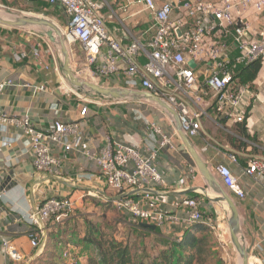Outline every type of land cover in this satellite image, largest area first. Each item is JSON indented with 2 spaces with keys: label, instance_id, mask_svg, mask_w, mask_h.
I'll return each mask as SVG.
<instances>
[{
  "label": "crops",
  "instance_id": "crops-1",
  "mask_svg": "<svg viewBox=\"0 0 264 264\" xmlns=\"http://www.w3.org/2000/svg\"><path fill=\"white\" fill-rule=\"evenodd\" d=\"M155 1L160 4L164 0ZM135 2L104 0V6L99 10L107 33L122 45L129 44L130 36L149 38L152 34V15ZM37 3L28 0L25 5ZM50 10L54 19L65 27L67 20L63 10L58 7H50ZM246 19L252 27L258 30L264 28V14L255 15L250 12ZM40 38L39 34L31 30L0 27V84H5L0 92V109L3 113L10 117L27 116L31 126L41 131L48 130L54 121L78 122L84 131L82 149L95 155L101 151L104 136H109L117 143L131 145L142 157H152V165L163 180V184L155 187L153 192L163 212L170 217H179L181 203L186 198L197 197L202 201V211L208 216L214 215L215 207L220 205L211 202L202 192L205 191L209 197L215 193L199 174L176 133L172 118L160 107L142 100L124 101L137 106L140 111L138 116H133L131 109L127 108L125 112L118 109L94 114L89 110L87 117L81 118L79 112L85 106L81 100L86 101L87 97L70 89V92L64 93L68 86L60 71L59 56L43 38L44 42L38 48V59L33 57L32 50L41 41ZM234 51V47L231 48L230 55H234ZM20 54L26 57L17 60ZM70 56L74 73L84 74L86 78L83 50L77 46ZM137 62L138 65L143 64L144 58H138ZM123 72L124 66H121L117 76L99 78L95 82L104 87L123 88ZM252 86L255 98L246 99L248 138L239 135L235 127L237 124L227 121L221 124L208 107L201 118L200 135L189 139L208 168L222 163L239 176L249 160L264 159V64ZM36 87H43L44 90L36 91ZM187 108L191 107L187 105ZM153 126L171 139L168 146L159 148L160 137L154 133ZM204 147H207L206 151H203ZM57 154L61 164L56 174L37 173L31 163L27 139L22 131L16 127L0 128V264H41L46 241L42 247H31L29 235L40 237L41 243L43 233L40 236L39 230L28 223L27 216L46 198H70L72 214L64 226L60 227L79 238L86 233L85 221L98 225L103 221L100 218L102 207L94 206L90 198L99 199V203H112L115 198L114 193L106 187L98 168L86 157L76 153L64 154L61 149ZM229 154L236 157V165L228 160ZM240 184L245 192V199L236 202L240 233L250 260L256 259L264 264V192L245 177L240 178ZM82 199L89 204L77 205V201ZM121 216L125 217L126 223L130 222L128 217ZM184 230L185 227L175 220H169L162 227L156 228L163 237H179ZM45 232L47 238L46 228ZM137 232L145 236L149 255L154 256L162 246L160 237L140 230ZM117 239L126 242L123 238ZM2 240L8 241L11 248L16 250L21 257L20 261L15 262L9 258ZM73 248L80 257V264H85L86 251L81 247Z\"/></svg>",
  "mask_w": 264,
  "mask_h": 264
},
{
  "label": "built area",
  "instance_id": "built-area-1",
  "mask_svg": "<svg viewBox=\"0 0 264 264\" xmlns=\"http://www.w3.org/2000/svg\"><path fill=\"white\" fill-rule=\"evenodd\" d=\"M10 1L25 4L28 0ZM36 1L63 10L67 25L60 31L70 55L75 45L83 50L86 80L95 82L99 78L117 76L124 66L123 88L148 92L163 100L178 114L181 130L188 139L200 135L201 118L208 107L219 120L235 124L245 121L246 99H254L255 94L248 84L240 83L235 74L253 62L264 64V28L258 30L246 19L250 12L264 14V0H175L174 3L164 0L160 4L155 0H136L135 3L142 5L153 17L152 34L149 38L130 36L127 45L107 33L99 14L104 0ZM40 40L32 50L35 59L44 42L42 37ZM233 47L234 55H230ZM23 57L26 55L20 54L17 60ZM140 57L144 58V63L138 65ZM189 61L195 63L194 69L188 67ZM4 86L0 84V92ZM35 89L44 90L43 87ZM88 113L85 105L79 116L85 118ZM8 127L19 128L26 137L31 163L37 173H57L61 164V158L56 155L59 149L64 154L86 157L98 168L106 187L114 193V209L128 217L131 223L159 228L175 220L185 229L199 223L214 229V218L202 211V201L198 199L186 198L181 203L179 217H170L159 208L153 192L163 180L152 165V157H142L131 145L104 136L101 151L95 155L82 149L84 131L78 122L54 121L48 130L41 131L31 126L27 116L10 117L0 109V128ZM153 131L160 137L159 148L170 144L171 139L157 127L153 126ZM206 150L204 147L203 151ZM227 157L236 165L234 155ZM209 170L236 202L245 199L241 177L264 192V159L249 160L239 176L222 163ZM72 211L73 204L68 198H46L27 216V221L42 236L41 226H64ZM29 240L32 248L44 245L43 238L40 243V237L34 234L29 235ZM2 245L10 259L21 260L8 241L2 240ZM62 259L64 264L81 263L69 246L63 251ZM251 261L261 264L256 259Z\"/></svg>",
  "mask_w": 264,
  "mask_h": 264
},
{
  "label": "trees",
  "instance_id": "trees-1",
  "mask_svg": "<svg viewBox=\"0 0 264 264\" xmlns=\"http://www.w3.org/2000/svg\"><path fill=\"white\" fill-rule=\"evenodd\" d=\"M262 66L261 61L253 62L240 68L235 76L240 83L248 84L252 89V84L257 79ZM246 119L235 127L241 137L248 138ZM219 122L223 124L225 120H219ZM193 198L197 199V197ZM99 205L103 209V214L112 211V208L114 209L110 201L98 203L97 206ZM119 223L118 221L117 224ZM131 224L137 231L140 230L160 237L159 240L162 246L153 254L154 256H150L147 250L143 251L141 256H138L129 243L118 240L115 235L108 232L109 227L112 225L103 219L99 225L91 221H85L86 233L81 238L73 233H67L66 229H62L60 226L47 224L45 226L47 238L40 262L41 264H64L62 253L66 247L72 246L71 250L73 252H75L73 247H81L86 251L85 264H219V261L213 257L208 227L202 223L185 229L179 237H163L156 229L151 231L141 227L138 223ZM34 229L37 228L34 227Z\"/></svg>",
  "mask_w": 264,
  "mask_h": 264
},
{
  "label": "water",
  "instance_id": "water-1",
  "mask_svg": "<svg viewBox=\"0 0 264 264\" xmlns=\"http://www.w3.org/2000/svg\"><path fill=\"white\" fill-rule=\"evenodd\" d=\"M0 27L34 31L40 36L46 37V39L57 48L60 60V71L66 85L68 86V89L64 91V93L67 94L68 92H70V89L71 91H74L75 93L83 95L85 97H94L107 101L142 100L163 109L172 118L179 139L181 140L187 153L193 160L199 174L206 182L207 187L218 197L212 199V197L207 196L205 191H203L202 193L207 198H209L211 202L216 204L223 202L228 208L229 217L227 220V225L229 229V242L226 244V248L230 251H234L237 256H239V258L241 259V264H249V253L240 233V217L238 213L237 203L220 185L218 180L213 176L209 168L202 161L199 153L193 148L190 140L184 135L181 130L178 114L173 109H171L163 100L151 93L144 91H135L126 88L104 87L97 83L88 82L78 77L71 68L70 51L64 41L62 33L59 27L53 24V22L50 20L23 15H10L6 18L0 16ZM187 65L190 68H195V63L193 61H189ZM139 225L151 231H154L156 229L154 225L146 223H140ZM41 230L43 233V241L45 242V228L41 226Z\"/></svg>",
  "mask_w": 264,
  "mask_h": 264
},
{
  "label": "rangeland",
  "instance_id": "rangeland-1",
  "mask_svg": "<svg viewBox=\"0 0 264 264\" xmlns=\"http://www.w3.org/2000/svg\"><path fill=\"white\" fill-rule=\"evenodd\" d=\"M0 12L3 14L11 15V16H32V17H38V18H43L50 20L57 24V26L60 28H64L63 25L58 23L54 17L53 13L50 10V7L46 4L38 2L36 5L28 6L25 4H20L17 2H12L10 0H0ZM38 31V30H37ZM42 37L46 43H49L50 46L53 47V49L56 51V55L59 56V53L57 51V48L53 46L44 36ZM77 48V45L73 47L75 50ZM60 61V60H59ZM84 75V74H83ZM83 75L81 76L83 78ZM86 101L84 102L85 105H87L88 109L90 112L94 113H101L102 111L108 112V111H114L121 109L123 112H125V109H131V114L134 116H138L140 111L138 110L137 106L131 102H124V101H107V100H101L99 98H94V97H87L85 98ZM114 104H112V103ZM108 194V193H107ZM68 199H70L68 197ZM92 199L91 203L94 206H97L99 202H101L97 198H90ZM87 205L89 204L88 201H84L82 199L77 201V205ZM221 203H219L220 205ZM76 205V204H75ZM76 207V206H74ZM216 212L212 217L214 218V229H211L208 227L207 229L210 232V242H211V248H212V253L214 259L219 261V264H240V259L237 256V254L234 251H230L226 248V244L229 242L228 241V234H221V224L225 223L227 226L226 222V214L222 210V206L220 205L219 207L216 206ZM102 208H100V218L104 219L107 223H110L112 226L109 227L108 232L112 233L115 235L116 238H123L125 239L126 242H129L131 246L133 247V250L138 256H141L143 251H149V248L145 246V236L139 234L137 230L135 229L133 224L130 222L126 223L125 217L121 216L117 211H115L112 208V211L103 214ZM218 219V220H217ZM118 221L120 222V226L117 224ZM116 224H113V223ZM126 226V227H125ZM126 229V230H125ZM223 235L224 238H221ZM222 239V240H221ZM139 252V253H138ZM252 263V262H251Z\"/></svg>",
  "mask_w": 264,
  "mask_h": 264
},
{
  "label": "bare ground",
  "instance_id": "bare-ground-1",
  "mask_svg": "<svg viewBox=\"0 0 264 264\" xmlns=\"http://www.w3.org/2000/svg\"><path fill=\"white\" fill-rule=\"evenodd\" d=\"M0 16L1 17H8L9 15H7V14H3V13H1L0 12ZM27 16H29V15H27ZM39 17V16H38ZM42 18V17H41ZM53 24H55L54 22H53ZM56 26H57V24H55ZM86 75V74H85ZM82 79H84V80H86L84 77L82 78ZM86 81H88V80H86ZM65 82V81H64ZM88 82H91V81H88ZM93 83H95V82H93ZM218 196L215 194V195H212V199H214V198H217ZM221 204V206H222V209H223V211H224V213L226 214V222H227V220H228V217H229V211H228V208L226 207V205H225V203H223V202H220ZM221 226H222V228H221V234H225V233H227L228 234V236H229V229H228V225L226 226V224L224 223H222L221 224ZM221 238H224L223 237V235H222V237ZM222 240V239H221ZM228 241H229V238H228ZM239 257V256H238ZM240 259V258H239ZM252 262V263H251ZM240 264H241V259H240ZM249 264H254V262L253 261H251L250 259H249Z\"/></svg>",
  "mask_w": 264,
  "mask_h": 264
}]
</instances>
